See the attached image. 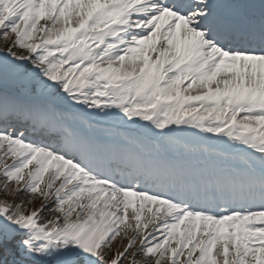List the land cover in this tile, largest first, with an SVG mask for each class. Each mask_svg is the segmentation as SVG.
<instances>
[{"label":"snow or ice","instance_id":"1","mask_svg":"<svg viewBox=\"0 0 264 264\" xmlns=\"http://www.w3.org/2000/svg\"><path fill=\"white\" fill-rule=\"evenodd\" d=\"M0 264H264V0H0Z\"/></svg>","mask_w":264,"mask_h":264}]
</instances>
